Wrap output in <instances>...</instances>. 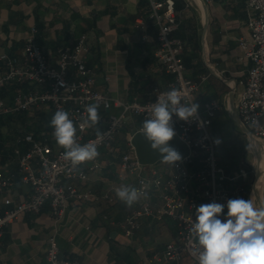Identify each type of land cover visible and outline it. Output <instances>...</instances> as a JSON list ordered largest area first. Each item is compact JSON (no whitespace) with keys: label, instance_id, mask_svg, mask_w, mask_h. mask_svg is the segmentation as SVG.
Segmentation results:
<instances>
[{"label":"crops","instance_id":"0c3cea01","mask_svg":"<svg viewBox=\"0 0 264 264\" xmlns=\"http://www.w3.org/2000/svg\"><path fill=\"white\" fill-rule=\"evenodd\" d=\"M174 2L181 23L172 36L184 43L185 75L207 77L195 95V104L199 110L211 101L221 106L209 128L219 142L217 162L228 174H237L244 168L247 179L237 180L235 185L244 186L243 199H251L256 207L264 206V172L256 178L255 171V179H251L253 168L244 158L246 153H253L256 164L259 155L257 164L263 165L264 146L241 124L235 109L250 67L238 44L240 38L250 39L244 2L194 0L195 5L188 0ZM149 10L148 0H0V55L21 59L30 29L35 27V38L46 61L56 66L57 49L72 46L85 34L86 65L95 72L96 89L114 100L148 102L155 87L166 89L172 80L154 56L157 27L148 19ZM4 71L0 60V74ZM68 78H76L74 69H69ZM22 88L27 89L25 84H11L1 96ZM97 111L99 122L90 126L85 138L107 125L108 116ZM120 113L121 109L115 106L109 111L115 116ZM52 116L41 107L32 116L15 113L0 117L4 122L0 127V171L13 176L12 184L0 191V213L17 206L30 194L17 165L19 157L29 149L24 135L34 132L36 140L46 139L53 148H62L50 127ZM140 127V118H126L116 139V154L99 150L102 169L96 172L84 169L86 180L72 181L78 190L108 195L113 203L72 201L57 220L48 204L36 214H25L4 230L2 264H45L51 238L57 241L62 257L82 264H197L185 254L178 262L163 256L164 245L173 242L177 234V226L169 218L163 221L143 218L129 237L120 227L112 225L122 222L139 205L140 200L128 207L117 197L116 190L121 186L135 187L133 175L119 177V160L127 138ZM200 164L201 156L189 165L190 171H196ZM152 169L167 175L171 165L160 161L147 167ZM149 197L152 203L160 205L156 194Z\"/></svg>","mask_w":264,"mask_h":264},{"label":"built area","instance_id":"2783aa9c","mask_svg":"<svg viewBox=\"0 0 264 264\" xmlns=\"http://www.w3.org/2000/svg\"><path fill=\"white\" fill-rule=\"evenodd\" d=\"M194 1V0H193ZM208 1V0H207ZM246 13V24L249 30V41L238 40L244 58L250 62L244 89L239 96L235 109L241 124L251 135L264 146V0H243ZM148 19L157 27V44L154 56L165 71L172 76L168 88L153 89V98L148 102H122L114 100L96 89L94 70L86 65L88 46L87 36L80 35L72 46L57 49L56 66L46 61L35 34L36 28L30 29L22 58H10L0 55L5 71L0 74V117L9 114L24 113L32 116L36 109L45 107L54 115L58 109L69 113V118L76 128L77 143H93L97 151L116 154V139L124 127L126 118L138 117L143 121L149 117L151 107L164 94L176 89L181 95V102L187 105L195 103V95L206 81V76L190 78L185 75L183 62L184 43L172 36L180 26V19L175 13L174 0H148ZM190 3V2H189ZM75 70L76 78H68V71ZM11 84H25L27 89H19L1 96L2 91ZM96 105L108 116L107 125L95 135L85 138L90 129L86 106ZM112 106L121 109L119 115H110ZM221 106L211 101L203 110L197 111L194 119L180 120L173 116V127L176 135L189 148V155L181 162L171 165L167 175L139 163L131 135L127 138L126 149L120 155L119 177L133 175L135 188L142 195L139 205L122 222L112 223L120 227L126 236H132L140 227L143 218L163 221L171 219L177 226L176 238L164 245L163 256L178 262L185 254L198 264L192 255L196 239L190 229L195 221V209L202 204L220 203L225 205L221 219L227 213L229 199L242 198L243 185H235L237 180L245 181L248 172L241 168L237 174H228L216 159L219 142L209 131L216 112ZM29 144L27 152L17 162L18 172L23 184L30 188L28 199L3 213H0V264L2 253V236L5 228L25 214H36L48 204L53 217H62L70 202L96 203L113 198L91 191H80L73 184L74 180H86L88 172L102 169L97 156L73 166L64 158V148L55 149L46 139L36 140L35 133L29 131L23 137ZM196 155L201 156V164L196 171H190ZM84 169H87L86 171ZM13 176L0 171V191L12 184ZM156 194L160 205L151 202L150 195ZM45 264H82L80 261L62 257L57 241L51 238L45 252Z\"/></svg>","mask_w":264,"mask_h":264},{"label":"clouds","instance_id":"9594fccd","mask_svg":"<svg viewBox=\"0 0 264 264\" xmlns=\"http://www.w3.org/2000/svg\"><path fill=\"white\" fill-rule=\"evenodd\" d=\"M151 107V113L142 123L141 133L152 150L159 153L161 161L174 165L182 159L181 154L168 142L176 132L173 116L189 121L197 115L198 105H187L176 89L164 94ZM87 119L91 125L99 122L96 105L86 106ZM56 143L65 149V160L73 166L95 159L99 153L93 143L81 145L76 140V128L69 113L58 109L50 120ZM117 197L128 207L136 203L142 193L135 187L121 186ZM225 205L202 204L195 209V221L190 229L197 243L192 252L198 264H264V206L256 207L251 199H229Z\"/></svg>","mask_w":264,"mask_h":264},{"label":"water","instance_id":"95a60500","mask_svg":"<svg viewBox=\"0 0 264 264\" xmlns=\"http://www.w3.org/2000/svg\"><path fill=\"white\" fill-rule=\"evenodd\" d=\"M244 131L249 134L246 129ZM168 143L181 154L182 159L175 164L181 162L189 155V148L177 135ZM131 144L134 147L136 157L140 164L153 166L161 161V156L151 149L150 144L145 140L141 131L132 132Z\"/></svg>","mask_w":264,"mask_h":264},{"label":"rangeland","instance_id":"374dc122","mask_svg":"<svg viewBox=\"0 0 264 264\" xmlns=\"http://www.w3.org/2000/svg\"><path fill=\"white\" fill-rule=\"evenodd\" d=\"M191 2L192 5H195V2L193 0H188V3ZM190 4V3H189ZM260 154V153H259ZM244 158H246V160H248L249 162H251V166L253 168V176H251V179H255V171H256V175L257 177L262 173L264 172V164L263 165H260L259 163L257 164L258 162V158H259V155H257V160H256V164L254 162V155L253 153H246V155L244 156ZM264 178V177H263ZM250 181V180H249Z\"/></svg>","mask_w":264,"mask_h":264},{"label":"trees","instance_id":"16d2710c","mask_svg":"<svg viewBox=\"0 0 264 264\" xmlns=\"http://www.w3.org/2000/svg\"><path fill=\"white\" fill-rule=\"evenodd\" d=\"M174 4H175V2H174ZM183 62H184V60H183ZM184 65H185V63H184ZM3 125H4V122L2 121V119H0V127L3 126ZM0 139H1V132H0ZM198 157H200V155H196L195 156L194 162L198 160Z\"/></svg>","mask_w":264,"mask_h":264},{"label":"bare ground","instance_id":"6f19581e","mask_svg":"<svg viewBox=\"0 0 264 264\" xmlns=\"http://www.w3.org/2000/svg\"><path fill=\"white\" fill-rule=\"evenodd\" d=\"M256 178H257V176H256Z\"/></svg>","mask_w":264,"mask_h":264}]
</instances>
